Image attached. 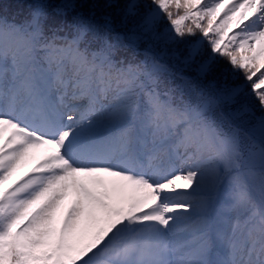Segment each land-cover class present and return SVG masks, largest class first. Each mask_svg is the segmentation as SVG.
Masks as SVG:
<instances>
[{
    "label": "snow or ice",
    "instance_id": "6c2138e0",
    "mask_svg": "<svg viewBox=\"0 0 264 264\" xmlns=\"http://www.w3.org/2000/svg\"><path fill=\"white\" fill-rule=\"evenodd\" d=\"M83 6L0 15V264H264V0L120 6L128 39L184 44L200 75L233 78L187 100L156 57L115 60L111 15Z\"/></svg>",
    "mask_w": 264,
    "mask_h": 264
},
{
    "label": "trees",
    "instance_id": "16d2710c",
    "mask_svg": "<svg viewBox=\"0 0 264 264\" xmlns=\"http://www.w3.org/2000/svg\"><path fill=\"white\" fill-rule=\"evenodd\" d=\"M37 0H0V15H7L9 21L21 22L29 16L32 11V6ZM53 4H61L63 0H49ZM97 3L98 8L95 9L96 16L93 20L98 23H102L100 17L105 14H110L112 17L113 34H119L124 37L123 43L118 44L114 50L113 56L122 57L125 56L128 60L132 61H144L150 60L152 57H156L160 63L167 66V73L164 74L162 83L166 84H179L180 89L188 90L190 95L191 85L193 83L205 88L206 90H213L212 86H215L214 90H225L231 87L233 84V78L229 76L227 79L221 73L220 67H213L212 70L200 75L198 72L199 65L203 59L202 55L196 56L194 59L188 60V49L184 44H168L166 45L163 40L161 41H148L146 39L130 40L128 39L132 35V29L135 23H138V18L129 17L125 22L121 11V7L125 0H111L112 7L105 8L104 4L107 0H76V3L83 4L82 8H78L87 16L90 11V5ZM142 5H151L152 0H139ZM51 9L49 12L51 13ZM73 13L69 12V18ZM59 18H57L58 20ZM163 28V24L160 25ZM139 31V30H137ZM103 32L98 34L97 40L92 45L103 43ZM91 38V35L90 37ZM111 39V37H110ZM167 49V51H165ZM206 54V52H205ZM161 83V84H162ZM236 104L223 103L219 108L215 110L216 115H220V110L225 111L227 114L230 111L235 110ZM257 115L259 112L257 111Z\"/></svg>",
    "mask_w": 264,
    "mask_h": 264
},
{
    "label": "rangeland",
    "instance_id": "374dc122",
    "mask_svg": "<svg viewBox=\"0 0 264 264\" xmlns=\"http://www.w3.org/2000/svg\"><path fill=\"white\" fill-rule=\"evenodd\" d=\"M181 225H178L176 228V234L174 236L171 237L172 242L176 245L177 250H178V254H179V250L180 248L183 246L181 240L182 239H187L188 237H186V235L181 231Z\"/></svg>",
    "mask_w": 264,
    "mask_h": 264
}]
</instances>
